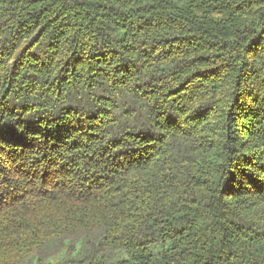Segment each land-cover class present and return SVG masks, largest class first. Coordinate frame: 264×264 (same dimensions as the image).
I'll return each mask as SVG.
<instances>
[{"label":"trees","instance_id":"16d2710c","mask_svg":"<svg viewBox=\"0 0 264 264\" xmlns=\"http://www.w3.org/2000/svg\"><path fill=\"white\" fill-rule=\"evenodd\" d=\"M0 264H264V0H0Z\"/></svg>","mask_w":264,"mask_h":264},{"label":"rangeland","instance_id":"374dc122","mask_svg":"<svg viewBox=\"0 0 264 264\" xmlns=\"http://www.w3.org/2000/svg\"><path fill=\"white\" fill-rule=\"evenodd\" d=\"M43 164H41V167H42ZM47 170V169H46ZM54 172V175L53 176H57V177H62V174H59V173H56L55 171Z\"/></svg>","mask_w":264,"mask_h":264}]
</instances>
